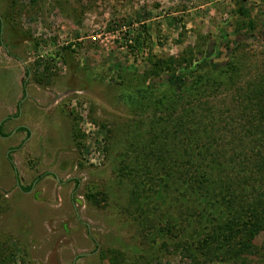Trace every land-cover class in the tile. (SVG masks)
<instances>
[{
	"label": "rangeland",
	"instance_id": "374dc122",
	"mask_svg": "<svg viewBox=\"0 0 264 264\" xmlns=\"http://www.w3.org/2000/svg\"><path fill=\"white\" fill-rule=\"evenodd\" d=\"M0 23V264H264V0H0Z\"/></svg>",
	"mask_w": 264,
	"mask_h": 264
},
{
	"label": "trees",
	"instance_id": "16d2710c",
	"mask_svg": "<svg viewBox=\"0 0 264 264\" xmlns=\"http://www.w3.org/2000/svg\"><path fill=\"white\" fill-rule=\"evenodd\" d=\"M236 13H237V16H240V17H245L248 13H247V9L242 5V6H240V7H238L237 8V10H236ZM252 21H250V23H251ZM2 34V24L0 23V35ZM0 43L1 44H3V40H2V37H1V39H0ZM8 54H10V52L8 51ZM158 63H160V62H162V60L160 59V60H158L157 61ZM168 63H172V64H174L175 63V60H170V61H167ZM174 68V67H173ZM26 75H28L29 74V69L28 68H26V73H25ZM22 85H23V88H24V91H23V94H22V97H25L26 95H27V89H26V85H27V81H26V79H24V80H22ZM151 92H152V88H151ZM19 114V109H18V112L16 113V115H18ZM8 119V117H5L1 122H0V131H1V128H2V126L4 125V123L6 122V120ZM204 121H205V125H204ZM198 124H203V127L206 129V132H207V135L209 136V138H210V136H211V138H212V142L214 141V139H215V137H214V135H213V133H212V128H213V125H212V122H211V120H209L208 118H206V116L204 117V120L202 121H198L197 122ZM206 126V127H205ZM17 129L18 130H27V135H26V137H25V139H27L29 136H30V130H28L27 129V127L26 126H24V125H20V126H18L17 127ZM25 139L23 140V141H25ZM22 144V143H21ZM19 146H21V145H19ZM14 150H16V147H10L9 149H8V151H7V158H8V160H9V162H10V164H11V166H12V168H13V170H14V176H15V180H16V183L18 184V186L20 187V189H25V190H31L32 188H33V186H34V184L43 176V174H45V173H43V174H41V175H39L38 177H36V179L34 180V181H32L30 184H28V185H26V186H24V185H22L21 184V181H20V179H21V177H20V171H19V169H18V167H17V165H16V163H15V160H14V158H13V156H12V153H13V151ZM46 174H48V173H46ZM228 186V185H227ZM227 188V187H226ZM252 224H255V221H252ZM245 225H248V220L246 219V221H245ZM256 227V226H255ZM249 230L250 231H253V228L251 227V228H249Z\"/></svg>",
	"mask_w": 264,
	"mask_h": 264
},
{
	"label": "crops",
	"instance_id": "0c3cea01",
	"mask_svg": "<svg viewBox=\"0 0 264 264\" xmlns=\"http://www.w3.org/2000/svg\"><path fill=\"white\" fill-rule=\"evenodd\" d=\"M21 83H22V81H21Z\"/></svg>",
	"mask_w": 264,
	"mask_h": 264
}]
</instances>
